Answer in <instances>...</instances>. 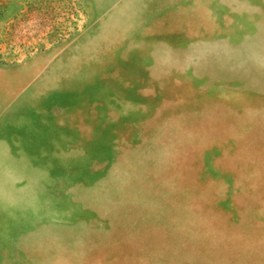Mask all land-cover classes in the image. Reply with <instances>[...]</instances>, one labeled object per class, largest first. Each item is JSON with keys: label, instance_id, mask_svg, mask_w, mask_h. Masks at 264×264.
Returning <instances> with one entry per match:
<instances>
[{"label": "rangeland", "instance_id": "1", "mask_svg": "<svg viewBox=\"0 0 264 264\" xmlns=\"http://www.w3.org/2000/svg\"><path fill=\"white\" fill-rule=\"evenodd\" d=\"M0 264H264V0H0Z\"/></svg>", "mask_w": 264, "mask_h": 264}]
</instances>
